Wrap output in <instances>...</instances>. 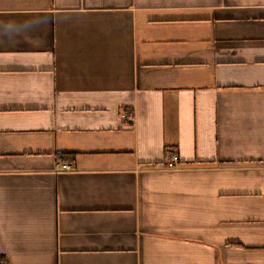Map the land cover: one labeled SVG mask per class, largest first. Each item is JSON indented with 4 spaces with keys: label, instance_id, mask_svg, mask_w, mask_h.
<instances>
[{
    "label": "crops",
    "instance_id": "obj_1",
    "mask_svg": "<svg viewBox=\"0 0 264 264\" xmlns=\"http://www.w3.org/2000/svg\"><path fill=\"white\" fill-rule=\"evenodd\" d=\"M0 264H264V0H0Z\"/></svg>",
    "mask_w": 264,
    "mask_h": 264
},
{
    "label": "built area",
    "instance_id": "obj_2",
    "mask_svg": "<svg viewBox=\"0 0 264 264\" xmlns=\"http://www.w3.org/2000/svg\"><path fill=\"white\" fill-rule=\"evenodd\" d=\"M122 116L126 119H129V120H132V118H133L131 115L126 114V113H124ZM180 164H181V160H180L179 156L177 154H174L168 163V167L180 169L181 168ZM70 167H71V165L65 166L66 169H70Z\"/></svg>",
    "mask_w": 264,
    "mask_h": 264
},
{
    "label": "rangeland",
    "instance_id": "obj_3",
    "mask_svg": "<svg viewBox=\"0 0 264 264\" xmlns=\"http://www.w3.org/2000/svg\"><path fill=\"white\" fill-rule=\"evenodd\" d=\"M174 154H177V153H173L171 156H170V159L172 158V156L174 155ZM178 155V154H177ZM179 156V155H178ZM180 158V157H179ZM170 159L168 160V162L166 163V166H165V169H167V170H179L178 168H169L168 167V163H169V161H170ZM182 163V162H181ZM181 165V168L183 167L182 166V164H180ZM180 168V169H181Z\"/></svg>",
    "mask_w": 264,
    "mask_h": 264
}]
</instances>
